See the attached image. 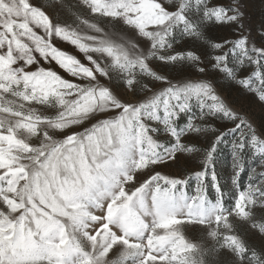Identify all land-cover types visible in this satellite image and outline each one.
<instances>
[{"label":"snow or ice","instance_id":"obj_1","mask_svg":"<svg viewBox=\"0 0 264 264\" xmlns=\"http://www.w3.org/2000/svg\"><path fill=\"white\" fill-rule=\"evenodd\" d=\"M0 264H264V0H0Z\"/></svg>","mask_w":264,"mask_h":264},{"label":"rangeland","instance_id":"obj_2","mask_svg":"<svg viewBox=\"0 0 264 264\" xmlns=\"http://www.w3.org/2000/svg\"><path fill=\"white\" fill-rule=\"evenodd\" d=\"M43 0H33V3H42ZM58 46L65 47L64 45H60L58 43ZM69 51H72L69 49ZM255 115L259 118L261 116V113L259 109H254ZM187 163V162H185ZM183 165H178L177 167H182ZM190 166V165H189ZM231 156L230 153H228L226 150L221 151L218 155V165H217V174L218 178L221 182L222 187L227 191L230 189L231 182H230V176H231ZM248 180V174L247 171L242 173L240 183L241 185L246 184ZM210 196L214 198V194L210 191ZM235 193L232 192L229 196V198L226 200V204L230 205L232 203V199L234 198Z\"/></svg>","mask_w":264,"mask_h":264}]
</instances>
